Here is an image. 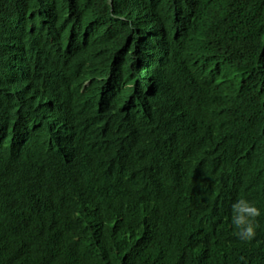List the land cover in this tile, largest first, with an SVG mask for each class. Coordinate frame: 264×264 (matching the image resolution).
<instances>
[{"label": "trees", "instance_id": "obj_1", "mask_svg": "<svg viewBox=\"0 0 264 264\" xmlns=\"http://www.w3.org/2000/svg\"><path fill=\"white\" fill-rule=\"evenodd\" d=\"M110 1L0 0V101L9 99V95L4 94L6 85L11 86L13 82L9 54L20 45L22 31L26 33L31 26L34 31L51 17L62 16L69 20L63 27L68 30L69 38L86 44L87 38L79 30L99 23L94 31L98 29L101 17L109 15ZM130 2L114 0L113 3L122 9ZM196 10L197 17L195 22L188 23L191 28L188 31L196 30L195 38L207 43L208 52L213 50L225 55L221 59L219 56L204 60L207 52H191L185 57L193 61L192 65L204 60L203 63L213 69L210 71L213 75L216 70L213 63L220 59L222 68L218 67V71L234 82L227 90L228 95L233 91L228 99L234 96L240 77L247 82L264 79V0H225L220 7L212 0H196ZM36 16L40 24L34 21ZM13 20L19 21L22 30L7 26ZM32 31L28 37L25 34L27 42L21 40L29 45L33 43L40 50L47 49L56 59L31 55L27 60L28 68L42 71V76L48 78L42 67H56L64 74L61 81L73 78L78 66L70 67L57 46L52 47L44 37ZM229 39L234 40L233 52H228ZM80 54L81 49L77 61ZM82 57L86 59L85 52ZM232 57L241 62L237 64ZM1 75L10 79L6 77L5 81ZM17 78L15 81L22 84L26 76ZM181 82L180 77L174 80L175 85ZM47 94L37 85L27 96ZM63 100L70 108L76 99L66 93ZM212 106L209 104L207 110L202 106L183 108L182 113L172 114L175 117L168 124L166 137L162 138L167 161L163 164L161 161L147 175L157 180L156 186L152 184L153 179L139 185L136 175L133 179L136 187L120 192L115 188L118 180L108 177V169L100 160L103 153L90 154L89 162L77 161L72 167L74 184L64 190L75 191L79 196L77 198L74 192L65 196L77 200L74 207L57 216L58 202L46 203L49 197H44L38 210L20 227L15 229L14 220L7 219L6 231L0 229V237L8 244L0 247V264H264V236L241 239L235 234L232 223L233 205L240 200L252 207L257 205L264 214V145L256 137L254 143L245 135L251 126L241 113L248 111V106L231 116L228 108L225 114L220 106L210 110ZM20 115L21 107L17 104L9 117L15 122L21 119ZM0 124L7 126L4 120ZM158 137L159 134L150 138L156 143ZM20 155L8 141L0 139V175H11L0 180V195H6L0 196V201L6 205L8 197L15 198L10 188L16 177L22 180L29 172ZM49 178L53 181L52 176ZM212 182L216 185L207 192ZM104 185L109 187L106 189ZM91 195L105 209L89 217L92 214L89 205L87 210L85 207L80 210L78 202L87 203L85 197ZM224 200L228 201L221 206L229 210L216 214V206ZM5 210L0 207V216ZM85 210L86 218L78 219ZM11 211L13 213L12 208ZM26 218L16 222L21 223ZM202 223L208 226L205 233L200 226ZM195 234L203 235L194 242Z\"/></svg>", "mask_w": 264, "mask_h": 264}, {"label": "clouds", "instance_id": "obj_2", "mask_svg": "<svg viewBox=\"0 0 264 264\" xmlns=\"http://www.w3.org/2000/svg\"><path fill=\"white\" fill-rule=\"evenodd\" d=\"M130 1L127 7L119 9L111 0L109 15L101 17L102 24L98 29L94 31L99 23L79 30L87 38L86 44H78L74 38H69L68 30L63 28L69 20L62 16H53L42 24L36 16L34 21L40 25L34 31L32 26L26 33L22 31L23 36H20L25 42V34L28 37L30 31L40 34L52 47L60 49L70 67L76 64L77 74L71 79L61 81L65 78L64 74L56 67H42L48 78L42 76V71L28 68L27 60L31 55L41 59L56 57L47 49L40 50L33 43L29 45L20 39V45L10 51V68L22 73L15 75L10 72L13 82L11 86L6 85L4 93L9 95V99L0 101V121L4 120L7 124L6 127L0 124V139L8 141V145L21 154L20 159L29 172L22 180L16 177L11 186L10 192L14 190L15 198L8 197V205L0 201V207L6 208L0 216V229L6 231L9 218L14 220L15 229L23 225L38 210L44 197H49L46 203L51 200L58 202L57 216L72 209L77 200L65 196H69L70 192L76 195V192L64 191L74 184L72 167L80 159L89 162L92 153H103L100 160L108 169V177L118 180L115 187L119 188L118 191L136 187V180L141 185L143 181L146 183L153 179L152 184L156 186L157 180L147 175L161 161L162 164L167 161L162 138L166 137L168 124L175 117L172 114L182 113L183 108L190 110L202 106L207 110V106L212 104L210 110L220 106L226 114L228 108L231 116L248 106L250 109L241 113L246 115L245 122L251 126L245 135L254 143L256 137L264 145V79L247 82L240 77L234 96L228 99L233 91L228 95L227 90L234 82L218 71V67L222 68L219 60L225 54L213 50L208 52L207 43L195 38L196 30L188 31L191 29L188 23L195 22L197 17L196 0ZM224 2L212 0L219 7ZM19 25L17 20L7 23L13 29H21ZM70 33L73 35L72 31ZM228 41L231 42L228 52H233L234 40ZM83 52L86 59L82 57ZM191 52H207L204 60L220 56L213 63L217 72L211 75L213 69L203 63L204 60L203 64L192 65L193 61L185 57ZM236 61L237 64L241 62ZM1 76L6 81L7 76ZM19 76H26L22 84L15 81ZM178 77L182 82L175 85L174 80ZM37 85L42 86L47 96H27ZM66 93L76 99L70 108L63 100ZM17 104L21 107V119L13 122L9 114ZM158 134L155 143L150 137ZM136 175V180H133ZM9 176L2 174L0 180ZM49 176L53 177V181ZM112 179H109L110 183ZM215 185L212 182L206 191L212 190ZM104 187L107 189L109 186ZM85 198L87 203L78 204L80 210L89 205L92 210L89 217L97 210L105 209L96 197ZM227 201L216 206V214L229 210L221 206ZM86 210L78 219L86 218ZM233 212L235 234L241 239L264 236V214L257 205L252 207L247 201L240 200L233 205ZM25 216L27 218L21 223L16 222ZM200 226L205 233L206 223ZM202 235L195 234L194 242ZM2 246L7 247L8 244L0 237Z\"/></svg>", "mask_w": 264, "mask_h": 264}, {"label": "bare ground", "instance_id": "obj_3", "mask_svg": "<svg viewBox=\"0 0 264 264\" xmlns=\"http://www.w3.org/2000/svg\"><path fill=\"white\" fill-rule=\"evenodd\" d=\"M81 33H83V32H81ZM16 75V74H15Z\"/></svg>", "mask_w": 264, "mask_h": 264}]
</instances>
